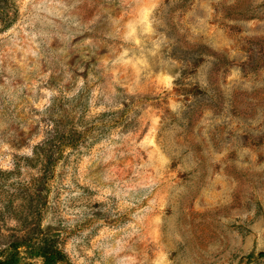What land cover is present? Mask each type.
Masks as SVG:
<instances>
[{
	"label": "rangeland",
	"instance_id": "obj_1",
	"mask_svg": "<svg viewBox=\"0 0 264 264\" xmlns=\"http://www.w3.org/2000/svg\"><path fill=\"white\" fill-rule=\"evenodd\" d=\"M0 264H264V0H0Z\"/></svg>",
	"mask_w": 264,
	"mask_h": 264
}]
</instances>
